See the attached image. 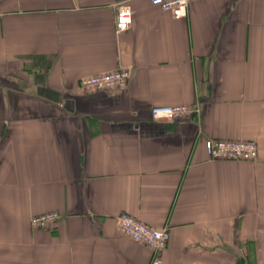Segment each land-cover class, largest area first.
I'll return each instance as SVG.
<instances>
[{"label": "crops", "instance_id": "obj_1", "mask_svg": "<svg viewBox=\"0 0 264 264\" xmlns=\"http://www.w3.org/2000/svg\"><path fill=\"white\" fill-rule=\"evenodd\" d=\"M116 69L125 90L78 89ZM163 106L200 114L153 120ZM209 139L257 159L212 161ZM122 213L169 231L163 264H264V0H198L182 20L150 0H0V264H151Z\"/></svg>", "mask_w": 264, "mask_h": 264}, {"label": "built area", "instance_id": "obj_2", "mask_svg": "<svg viewBox=\"0 0 264 264\" xmlns=\"http://www.w3.org/2000/svg\"><path fill=\"white\" fill-rule=\"evenodd\" d=\"M151 4L159 7L163 12L170 13L175 20L187 17L188 7L198 0H150ZM132 24V12L127 5L116 7L115 30L117 33L127 31ZM131 73L127 69H116L111 72L82 78L78 89L81 92H108L125 90ZM155 121L171 123L178 119L192 118L200 114L199 108L187 106L154 107L150 111ZM205 150L212 161H244L252 162L257 159V145L254 141L242 140H206ZM57 213H45L34 216L30 225L36 229L50 230L59 221ZM119 232L134 243L143 245L154 254L151 264H163L161 253L165 250L170 234L166 228L153 229L128 213H122L117 218Z\"/></svg>", "mask_w": 264, "mask_h": 264}, {"label": "rangeland", "instance_id": "obj_3", "mask_svg": "<svg viewBox=\"0 0 264 264\" xmlns=\"http://www.w3.org/2000/svg\"><path fill=\"white\" fill-rule=\"evenodd\" d=\"M257 145V144H256ZM257 156H258V148H257ZM256 161V160H255ZM252 162H254V161H252Z\"/></svg>", "mask_w": 264, "mask_h": 264}]
</instances>
